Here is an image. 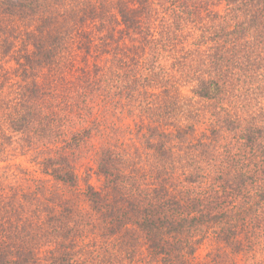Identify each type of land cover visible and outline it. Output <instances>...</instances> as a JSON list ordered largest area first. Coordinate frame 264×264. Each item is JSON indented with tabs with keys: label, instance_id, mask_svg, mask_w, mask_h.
I'll list each match as a JSON object with an SVG mask.
<instances>
[{
	"label": "trees",
	"instance_id": "trees-1",
	"mask_svg": "<svg viewBox=\"0 0 264 264\" xmlns=\"http://www.w3.org/2000/svg\"><path fill=\"white\" fill-rule=\"evenodd\" d=\"M55 4L0 0L6 23L14 17L26 25L13 38L0 28V161L14 156L17 141L22 142L19 135L62 134L57 129L41 130V119L44 126H51L65 117L58 116L59 106L68 112L67 123L70 119L74 126L84 124V129L98 119L86 112L105 113L115 107L124 113L127 107L141 114L145 157L150 159L153 153L147 177L152 182L123 175L129 164L113 152L110 145L115 144L107 143L106 137L97 150V173L107 191L87 181L82 187L67 155L45 159L40 165L43 173L64 186L81 188L78 193L88 209L78 210L71 201L57 209L40 188L1 183L0 264H35L44 246L49 247L51 264H91L95 260L90 255H98L85 249L87 239L97 241L88 237L92 229L96 236L116 240H125L131 230L142 234L159 264H193L182 256L183 251L193 255L202 241L192 235L208 228H214L219 241L234 253L240 252V234L249 226L237 225L233 214L240 208L237 214L247 217L246 189L264 179V103L259 98L264 97V0H111L106 13L96 1L80 7ZM160 4L173 7L167 13H178L181 21L189 13L198 16L189 32L191 41H181L180 31L159 26ZM64 50L79 55L88 67L80 69L78 80L61 83V74L66 73L59 74L58 69L64 63ZM12 55L14 65L7 68L6 58ZM160 61L172 63L170 80L167 71L166 79L160 77ZM182 78L195 82V97L215 107L209 129L201 136L190 119L173 120V130L153 123L152 115L160 110L179 118L183 96L177 81ZM15 83H19L16 97L8 99L7 88ZM228 97L239 100L244 112L218 106ZM61 98L69 103L63 104ZM254 99L260 102L256 109ZM79 135L74 132L68 140L76 144L87 140ZM175 144L185 162L183 178L164 173L169 170L162 160L174 152ZM225 162L229 170H218ZM207 174L215 176L201 177ZM253 206L261 208L250 206L251 210L263 214L264 195ZM253 234H257L255 227ZM112 258L109 253L107 260L96 264H114Z\"/></svg>",
	"mask_w": 264,
	"mask_h": 264
},
{
	"label": "rangeland",
	"instance_id": "rangeland-1",
	"mask_svg": "<svg viewBox=\"0 0 264 264\" xmlns=\"http://www.w3.org/2000/svg\"><path fill=\"white\" fill-rule=\"evenodd\" d=\"M52 1L57 3L53 5L54 7H56L58 4L59 6H64L67 5V3H70V5L73 4V6L75 7H80L81 5L86 6L96 1V3H98L99 5V8L101 10H104L106 13L107 10L110 9L109 2L111 0ZM159 7H157L159 11V26L164 27L163 29L171 30L172 32L180 31L178 32V38L181 41L190 40L192 36L189 32L194 29V25H197L196 22H198L199 20L198 16H194L193 14L191 15V13H189L188 15H185V21H181V19L179 20L177 17L178 13H167L169 8L173 11V7L167 8L168 4H160ZM41 16H43V14ZM7 19L8 25H6V16H2V14H0L1 33H5L6 31L9 35L13 34L17 36L18 34L20 35L21 31L26 29L25 22H23L22 20L14 17ZM118 29L119 27H117V31ZM13 35L11 36V38H13ZM117 37L118 35H115V38ZM204 50L205 49L203 48V51ZM64 52V63L58 69V73L66 74H61V77L64 80L60 82L64 83V81H67L69 78L73 81L78 80V78L80 77L79 75L81 74L80 69H82L83 67L87 68L88 66L86 65L88 64H85L79 55L73 57V52H70L69 50H64ZM13 57L15 56L12 55L6 58L7 60L9 59L8 61H5V65L7 68L14 65L12 62ZM70 60L73 61V63L70 64V62H68ZM89 61L91 62H89L91 65L93 59L89 58ZM159 63L162 67V71H160V77L166 79L164 74L167 71L168 80H170L172 71L174 69L172 63L170 61H160ZM44 73L48 76L50 75V71H46ZM70 74H72L73 76H70ZM42 77L43 74L41 75V82L43 81ZM195 78L196 77H193L194 81ZM182 79V82L171 79V81H177L178 83H181V96H183V100L181 101L182 112L179 114V118L169 113L165 114L163 110H160L154 112L155 114L152 115V119L154 121L153 123L156 126L158 125V127L165 126L166 128L173 130V120L185 123L187 122L186 119H190L196 127L197 134L201 136L202 134L207 133V130L209 129L212 115L213 113H215L212 111H215V107L212 106L213 102L203 101L195 97L192 92L195 82L193 83L190 80L184 78ZM155 88L156 86L151 88V90L154 91L155 94H159V89ZM18 89L19 83L11 84L7 88L9 92V94H7L8 99L10 98L14 100ZM259 98H261V102L264 103V97ZM61 99L63 104L69 103L68 99ZM254 101L255 102L253 107H255L256 109L257 106H259L260 102L258 101V99H254ZM123 103L122 104L125 106L127 100H124ZM221 103L222 104H218V106L221 107V105H223L226 109H230L231 111L239 109L241 110V112H244V110L241 108L240 101L233 97H228L226 100H222ZM45 107L46 106L43 105L41 101V110L43 109L42 113L47 112ZM253 107L251 108L252 110H254ZM59 109L60 110L57 111L61 112H59L60 114L58 116L65 117L63 119L59 118L58 121L56 120V122H53L51 126H44V119H41V130H44V128L57 129L56 131H60L62 132V134L57 135L56 132L53 134V131H50L49 133L47 132L50 136H48V134H41L38 136L36 134H31L29 136L19 135V140H21L22 142L17 141V149L15 152H13L14 156L6 161H0V184L7 182L8 185L13 183L18 185L21 183L29 186L33 190L40 188L50 195V201L55 202L53 204L54 208L58 209L61 204L71 201V203L76 204L78 210L83 208L85 211H87V201H85L84 196L82 197L80 193H78L82 192L81 188L77 189L74 186H64L52 177L44 174L43 168L40 165L42 164V161L49 157L67 155L66 157H68V159L74 166L75 171L78 175L79 184L82 187H84V183L85 181H87L96 189H104L105 191H107L104 180L97 173V150L99 149L100 145L104 143L103 137L107 138V143L113 142L115 144H113L114 146L110 145L114 149L113 152L124 159V161L126 159V162L129 164V166H126L124 168L123 175H125L126 177L137 175L136 178L140 180H143L144 178V182L148 181V170L150 169L149 161L152 162L153 153H151V150H148V152L150 151L149 153H151V157H149L150 159L145 157L146 152L145 149H143V145L145 146L146 144L140 140L141 136L143 135L141 131L143 130H139V121L141 118V114L139 113V111H136L135 113V111L133 112L127 107L125 108L124 113L123 111L120 112L121 110L115 107L111 108L105 113L98 112V109L92 112L88 111L86 112V116H89L92 119L98 116V119L93 123L85 124L88 125V128L84 129V124L80 123L78 124L79 126H74L73 121H71L70 119L67 123L68 118L66 117V115L68 112L63 110V106H59ZM189 111H191V114H193L192 116H190ZM90 113H93V116H91ZM43 115L44 114H42V116ZM106 115H108L109 117H104ZM146 121H149V119H146ZM69 128L71 129L68 130ZM106 129L109 130L106 132ZM65 131L67 132L63 134V132ZM74 132L80 134L78 138H80L81 135H84L87 140L84 142L82 141L79 144L73 142L72 139L69 141L68 139H70V136ZM87 132L89 134H87ZM103 132L106 134H104ZM226 140H231V136H226ZM175 147L176 144L175 146H172L174 152L166 160H162L169 170V173H164L170 175V177L183 178L182 173L183 170H185V168L183 169V165L185 164V162L181 161V157L178 156V153L180 152L177 151V148ZM220 168H227L228 171V163L225 162L221 163V165L219 164V167L217 169L220 170ZM203 172L204 175H206L205 171ZM11 175H13V177ZM213 176H215V174H207L206 177H201L209 180V178H213ZM15 180H17V182H14ZM149 181L152 182L150 179ZM246 192L250 195L248 198L249 200H247L246 203L252 207L260 209L261 207L253 205L257 204V202H259V199L261 200L262 196L264 195V179H261V181H258L256 184H249ZM250 206H248L249 214L246 218H244L245 214H237L240 208L237 209V211L235 210L236 213L233 214V219L238 221L237 225H243L241 223L245 222L249 226L245 234H240L243 237L241 241L242 248L240 252L234 253L233 249L225 246L224 243L219 241L218 237L216 236L217 231L214 230V228H208L203 229L199 233L195 232V234L192 235L196 239H201L202 241L197 245L194 254L189 255L188 253L190 252V250L185 249L182 256L184 258L187 257L189 261H193V264H264V216H262L264 213H255L254 209L251 210L252 207ZM254 227L257 232L256 235L253 234ZM88 237L90 239H97V241L94 240V242L87 239L85 245V249L89 248L90 252L94 250L93 252L96 254V251H98V255H90V259L95 260L93 261V263L90 262L91 264H96L98 263V261L103 262V259L107 260V256L109 253L113 254L112 260H115L114 264H159V260H155L150 255L147 249V242L145 237L142 236V234H138L134 230H131L127 233L125 240H122L121 237L116 240L115 238L113 239L104 236L103 234L102 236H96L93 229L90 231ZM48 248L49 247L47 246L41 247V251L38 252V261L35 264H51V260H49L50 255L48 253ZM81 254L82 253L80 252V255ZM88 258L89 256H86L84 260H88Z\"/></svg>",
	"mask_w": 264,
	"mask_h": 264
}]
</instances>
